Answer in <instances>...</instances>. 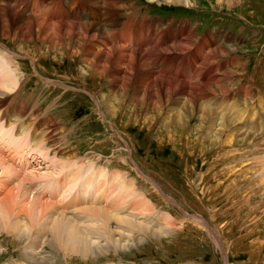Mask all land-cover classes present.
Here are the masks:
<instances>
[{"label": "rangeland", "instance_id": "1", "mask_svg": "<svg viewBox=\"0 0 264 264\" xmlns=\"http://www.w3.org/2000/svg\"><path fill=\"white\" fill-rule=\"evenodd\" d=\"M130 2H132V6L129 8H134L133 17H135V20L145 18L147 23H159L156 31L163 33L161 36L163 40L168 37L164 47L157 50V52H162L159 53V56L170 57L181 54L180 49L176 52H170L171 54L166 53L168 56L164 55V51L170 46L179 47L180 43L188 38L192 44L199 45L204 50V54L200 52V55L203 57L201 60L204 61L207 72L200 78H204L210 72L208 69L216 68L218 64L219 69L216 72L223 76H221V79L224 82H222V89L220 90H223L224 93L218 91L219 98L217 100L212 99L214 96L207 98L212 99L209 101L210 104L208 103V107L211 105V108L206 105L203 106V109H197L194 115L187 116L186 120L189 121V124H187L185 133L182 134L180 129L177 130L179 135H176V140L179 136L181 137L177 140L176 147L173 143V136L176 134L175 128L172 127V130L167 131L166 127L161 125L160 122L151 124L147 120V116L150 117L152 113H155L154 107L151 106L147 109V107H142L141 102L132 101L136 98H130L131 91L139 88V86L145 87L148 82L147 85H149L152 77H150V80L147 77L148 80L146 81V77H143L142 72H138L140 70L138 67L137 72H133V76L130 78V93H125L120 89L119 84L113 83L114 80L110 78L112 74H119V72L112 73L114 70L112 67L108 69L109 72L105 71L101 76L97 73L100 71L98 70L99 67H96L94 72H88L85 65H81L82 60L76 59L77 57L73 55V51L79 47L81 42L84 46H96V42L98 44L102 41L100 38L91 40L90 36L80 38L70 34L67 38L64 35H59L60 39L54 41L51 36L56 32L48 31L35 21L36 23L32 24V30L29 33V28L22 26L18 14L13 13V11L2 14V18H0V57H9L13 61L16 69L13 72L20 73L19 79L22 81V86L19 90L9 88L13 85V81L7 73L9 70L0 61V72L3 70L8 77H6L7 84L4 85L0 81V91L8 93L7 96L0 95V111L9 104V107L13 109V114L20 115L18 111L22 103H25L27 106L26 113L28 114L27 122L31 126L30 135L36 133L37 136H42L51 141V144H56L60 149L58 159L62 158L65 161H70V163L74 162L79 168V172L87 169L88 173L92 172L91 175L85 173L84 180H89L91 176L94 178V183H92L95 184V187H93L94 192L98 191L94 189L98 183L102 185V182H104V186H108L106 188L109 189L112 179L115 180L116 184L118 181L124 182V179L120 178L121 176L126 180L128 179L130 183L132 181L131 191L127 194L123 204L120 205L115 202L114 208L123 211V206L128 201L133 200L132 194L136 191L135 194L141 196H139V199L147 203L151 209L141 211L143 213V216L141 215L142 220L151 222L152 227L158 225L162 228L157 232L159 238L158 236L155 237L154 241L141 235L139 237L141 245L133 251L119 253L111 248L101 258L86 260L82 264H226V259L227 264H264V180L260 181V178L264 179V146L253 144V138H250V142L247 141L249 144L247 142L245 144L244 142H237V135H233L234 138L229 139L228 134H222L221 131V128L223 129V120L221 119L232 114L230 109H236L243 113L245 117L248 115V118L243 120V123L247 122L248 125L246 128L250 132L247 134L248 136H251L253 132H255L256 137L263 136L264 133V0H245L241 5H236L231 9L219 6L217 0H193V5L172 4L168 0H134ZM38 5L39 3L32 2L27 8V12L32 10V13L40 15L42 19H46L45 21H49L53 15L58 16L57 21L61 19L62 15L59 11L52 12L47 9L49 13L51 12L49 15L44 6L40 4L38 7ZM36 6L37 8L34 9ZM163 6L174 7L177 16L178 14L183 15L184 12L187 14L191 11H197L201 14L200 19L204 22L198 23L200 19L196 18L179 22L147 16V10L159 11ZM85 7L84 9L82 6L78 8L85 10L87 8ZM91 7L93 8V5ZM184 9H190L191 11L185 10L183 12ZM43 10H45V13L42 12ZM219 15H223L228 20L226 22L227 27L222 24ZM66 18L69 17L66 16ZM122 18L125 19V14ZM232 21L236 24L243 22L242 24H247L249 28L247 31L244 28L237 31L238 28ZM120 24L133 26L129 25L128 21H121ZM166 24L167 27L163 28ZM41 27L42 30H40ZM139 28H132L131 34L133 37ZM193 29H195L194 33H192ZM211 32L215 33V38L209 35ZM138 38L140 39V37L136 39ZM206 38H212V41L208 40L209 43H207L204 41L207 40ZM222 38L225 39L222 40ZM169 39L171 43H169ZM153 40L157 42L156 35H154ZM201 40L203 41L200 44ZM218 45L221 46V51L217 48L219 52L214 53L215 51L212 49ZM145 50L146 48L143 49V51ZM195 50L196 48L193 52ZM139 63L140 61L137 65ZM155 68L159 69L158 67ZM174 70L168 68L169 72H173V76L175 75L181 80H190L197 76V73L191 68L190 70L185 69L184 72ZM185 76L186 78H184ZM141 77L144 79L142 83H139ZM115 80H119L118 77ZM193 82L196 83L197 81L194 80ZM6 87L7 89H5ZM250 88H254L256 93L259 91L256 100H253L250 96L245 97V99L242 95ZM227 91L230 93L228 92L229 94L227 93V96L222 98ZM121 92H123L124 97ZM162 92L165 93L163 90ZM235 93L240 94L239 105L234 98ZM115 96L118 97L115 98ZM103 98H115L114 101L119 98L124 111L127 107L132 110L128 115H124L120 110L121 115L117 117L118 119H112L115 122L112 125L110 123L111 118L109 116L105 117ZM177 98L178 95L175 99ZM121 99L124 101H121ZM117 100L116 104L119 102ZM139 100L143 99L139 98ZM216 103L220 104L219 106L228 105L232 107L227 106L229 111L223 110L222 112L221 108L215 107ZM167 109L169 110V108ZM212 109L216 113V117L212 116ZM75 111L80 112L78 119L74 117ZM84 113L85 115H83ZM221 116L223 117L221 118ZM235 116L237 115L233 116L231 122H235L233 127L236 128L237 118ZM169 119L170 117H167L164 121L169 122ZM199 122L203 123V126ZM204 122L206 123L204 124ZM207 125L209 128L206 127ZM251 127L253 129H250ZM201 131L204 136H210V140L207 141L208 144L206 143V147H209L208 152L206 149L203 152L199 148V138L197 136H200ZM209 131L212 133H208ZM180 132L182 135H180ZM217 134L220 136L218 137ZM214 136L215 138H213ZM220 137L223 138L220 141L222 143H219L216 147L214 146L216 148L214 149L212 143L214 140H219ZM254 141L260 142L258 139ZM246 149L252 151L247 152ZM244 153H251L255 157L254 160L242 162L240 158L234 157ZM55 157L56 160L53 165L57 171L65 165H61V167L59 160ZM232 158L237 162H232ZM54 159L52 158L53 161ZM135 162L145 174L136 168ZM242 165L246 166L242 176L233 179L231 175L236 174ZM216 168L217 170H215ZM73 169L76 168L73 166ZM32 170L34 171L32 173L29 171L27 175L14 174L20 176V178L8 175L11 181L6 177L1 180L12 182L15 187H23L29 198H33L37 194V192L34 193L37 190L49 193V189H55L59 186L57 181L50 184L51 181L46 176L53 170L47 171L45 169L46 172L37 169ZM69 170L71 169H66L67 172H63L57 179L62 183L65 182L68 174H70L68 173ZM77 171L78 169H76ZM220 171L222 172L220 173ZM71 175L83 178L84 171ZM1 180L0 182H2ZM25 181L31 182L30 188L27 187L29 182ZM216 181H221L220 185L215 186ZM20 184H23V186ZM43 184H46V186L41 188ZM88 186L89 182L84 181V187L88 188ZM84 187H80L83 190L82 192H84ZM106 188L103 191L108 192ZM117 193L114 192L113 194ZM79 196H81L80 193L77 197ZM97 196L98 194L95 198ZM55 198L59 200V192L56 193ZM168 198L170 199L168 200ZM112 201H114V198H109L105 207H108ZM77 208L78 211L82 210L81 205ZM74 211L78 214H76L77 218L84 221L83 226L95 230L93 233H107L108 225L103 220V215L96 219L97 216L90 214L91 211ZM91 217H95V219H91ZM114 224L118 226L115 219ZM145 224L147 223L145 222ZM112 229L117 232L114 227ZM6 235L4 233L3 236H0L2 242H0V247L4 251V253H0V264H6L14 260L17 264H31V259L27 258V260L26 256L16 251L17 242L12 238H7ZM60 258V264H77L71 262L68 258L63 261L61 255ZM76 260L78 258L74 259V261ZM42 264L50 263L44 261Z\"/></svg>", "mask_w": 264, "mask_h": 264}, {"label": "bare ground", "instance_id": "2", "mask_svg": "<svg viewBox=\"0 0 264 264\" xmlns=\"http://www.w3.org/2000/svg\"><path fill=\"white\" fill-rule=\"evenodd\" d=\"M128 1L129 0H50L49 1L51 6H56L57 9L62 10L66 13L72 14L71 17H72V19L77 21V24L75 22H73V20L71 21L69 18H66V19H68V22L45 21L46 19L45 20L42 19L39 15H36L34 13L27 14V12H22L18 8H16L15 6H11V4H6L7 5L6 7H0V18H2V14H5L6 12H9V11H13V13L18 14L19 19L22 21V26L29 28L28 29L29 33H31L30 30H32V28H31L33 26L32 24L36 23L35 21H37L40 26H44L45 29H48V31H50V32L53 31V33L54 32L58 33V34L55 33L54 35L51 36L52 40H54V41L55 40L58 41V39H60L59 35H61V36L64 35L67 38V36H69L70 34L76 35L80 38H83V37L85 38V37L90 36L91 40H94L93 38H100L102 41L98 42V44L96 42V46H84L81 44L82 43L81 42L79 44V47L77 49H75V51H73L74 52L73 55L75 57H77L76 59H78L80 61L82 60V64L81 63L80 64L85 65V68L87 69L88 72H91V71L94 72L96 67L101 68V69L98 68V70L104 71V72L101 71V74H100V71L97 72L98 75H100V76L103 75L105 73V71L107 72L108 69H110L111 67L114 69L112 71V73L113 72H119V74H117V73L112 74L110 76V78L114 80L113 83L119 84L118 86L120 87L121 90L125 91V93H130V88H129V86L131 84L130 78L133 76V72H137L138 67L140 69L138 72H142V74L144 75L143 77H146V81L148 80L147 77H149V80H150V77H152L149 85H147L149 83L148 82L145 87L139 86V88H135L134 91H131L132 94H131L130 98L131 99L136 98L135 100H132V101L135 102L137 100V101L141 102L142 103L141 105H143L142 107H147V109L150 108L151 106L154 107L155 113H152L151 115L149 114L150 117L147 116V120L149 122H151V124L160 122L161 125L166 127L167 131H169L172 127L175 128L176 134L173 136V138H174L173 143L175 145L174 144L173 145H174V147H176L177 140L181 137V136H179V138L176 140V135L178 134L177 130L180 129L182 134L185 133V131L187 129V124H189V121L186 120L187 116L190 117V115H194L196 110L197 109L200 110L201 108L203 109V106L207 105V107H208V103L210 104L209 101H211L212 99L217 100V98H219L218 94H217L218 91L224 93L223 90H220V89H222V82H224L221 79L222 75L220 73L218 74L216 72L219 69V64L216 68H214V67H213V69L209 68L208 71H210V72H208L204 76V78H200L201 77L200 73L199 74L197 73V76L190 79V80H186V79L181 80V79H179V77H177L175 75L173 76L172 75L173 72L172 71L169 72L168 68H171V70L172 69L176 70L177 65L178 66L179 65H186L188 68H191L194 70V67H196L199 64L196 67V71L197 72H204V70L202 68H204V69H206V68L204 65V61L201 60L203 57L200 55V52L203 53L204 50H202L199 45L196 46V45L192 44V42L189 41L188 38H186L184 41H182L180 43L179 47L170 46L167 49H165V51H164L165 52L164 55H167L166 53H170V52H174V51L176 52L179 49H180L181 53H183L184 51L190 50L191 48H193V49L196 48V50L193 52V58H192L193 64L181 61L180 59H176L178 54H177V56L173 55L170 57L161 56V55L159 56L160 52H157V50L154 51V49L151 50L152 48H156L158 46V43L155 42L153 39H152V43L148 44V42H146V45L148 44V47L146 48L145 51H143V49H145V48L142 49V45L144 42L142 41V43H141L139 38H138L139 40L136 39L137 37L135 38L136 33L134 34V37L131 34L130 39L122 35L126 31L131 32L132 28H134V26H128L127 24H120V22L123 20L122 17L124 16V14L128 10H130L129 7L132 6V2H130V1H134V0H130L129 2ZM168 1L171 2L172 4L193 5L192 4L193 0H168ZM244 1L245 0H238V1L237 0H217V3L219 4V6H224V7H228L229 9H231L236 5H241ZM88 4L89 5L92 4L93 8L90 9V11H89L90 15H89V18L87 19V18H84V16H83V12L86 9L85 10H83V9H84V6L87 7ZM39 6H40V4L38 5V7ZM79 6L80 7L82 6L83 9H79L78 8ZM36 8H37V6L34 9H36ZM44 11L45 10H43L42 12H44ZM47 11L48 10L46 9V12ZM49 11H48V13H49ZM123 11H124V13H122ZM50 13H49V15H50ZM57 17L58 16L56 15V18ZM82 19H84V20H82ZM57 20H58V18H57ZM84 23H89V24H84ZM35 27L37 28V25ZM40 30H42V27L40 28ZM219 33H218V35H219ZM29 37H31V36H29ZM186 37H187V35H186ZM49 38H50V36H49ZM51 38H50V40H51ZM206 39L207 40H204V41H206L207 43H209V41H212V38H206ZM91 40H90V42H91ZM87 41H89V40H87ZM202 41L203 40L200 41V44L202 43ZM61 42H63V41H61ZM93 44H91V45H93ZM217 48H219L220 49L219 51H221V46L218 45V46H215L214 49H212L215 51L214 53H217V51H218ZM65 55H67V54H65ZM138 61H140L139 65H137ZM207 64H210V63H207ZM118 66H120V67H118ZM155 67H158L159 69H156ZM178 69H180V68H178ZM165 70L168 72H166ZM2 71L3 70H1V72H0L3 76V77L1 76V83H3L5 85V84H7L6 77H7L8 72L5 73L4 71L3 72ZM205 72H207V71H205ZM117 77L119 80H115V78H117ZM84 78H86V77H84ZM184 78H186V76ZM143 79L144 78L141 77L139 83H142ZM194 80L197 81L196 83H198V84L194 83L193 82ZM8 81H10V80H8ZM82 81H83V79H82ZM143 84H145V83H143ZM7 87L5 89H7ZM112 90H114V89H112ZM162 90L165 93H163ZM228 92L229 91L225 92L226 95L224 94L222 96V98L226 97ZM122 93L123 92H121V95H122ZM175 94L178 95L177 99H175L176 98ZM124 95L126 96V94H124ZM111 96H112V94H111ZM210 96H214V98L207 99ZM116 97H118V96H115V98ZM139 98L140 99L142 98L143 100H139ZM246 98H247V96H246ZM114 99L103 98V101L105 102V103H103L104 113L106 114L105 117L109 116L111 118V121H112V119L115 120L118 116L121 115V113L119 112L120 110L124 113V115H128V113L132 110V109L129 110L130 107H127L124 111V108H122L123 104H120L119 98H118L119 102L117 104H116L117 99L115 101H114ZM123 99H121V101H124ZM176 104H179V105H176ZM194 104H196V106H194ZM173 105H175L176 107L175 106L173 107ZM219 105L216 103L215 107L218 106V108H221L222 112H223V110L229 111V108L232 107V106H228V105H225V106H219ZM170 106H172V107H170ZM227 106L229 108H227ZM209 107L211 108V105ZM167 108H169V110ZM180 109H181V111H180ZM244 109H246V108H244ZM134 110H137V109H134ZM208 111H209V109H208ZM230 112L232 114H229L228 116H224V118H222L223 116H221V118H222L221 120H223L222 121L223 129L221 128L222 134L227 133L228 136L230 137L229 139H231L233 137V135H237V139H236L237 142H244V144L247 141H249L250 138H253V140H252L253 144H257L258 146H264V133H263V136L256 137L255 132H253L251 135L252 137L248 136L247 134L250 132H248L246 129L248 126L247 122L243 123V120L245 119L244 118L245 115H243V113H241L239 110L237 111L236 109H230ZM211 114L213 117H216V115H215L216 113L213 111V109L211 110ZM235 114L237 115V116H235L237 118V121L235 119V121L237 122L236 128L233 127V124L235 122L234 123L231 122L232 118H234L233 116ZM167 117H170L169 122L164 121L165 118H167ZM111 121H110V123L112 125H114L115 122L114 121L111 122ZM205 123L206 122H204V124ZM200 124H202V126H203V123H200ZM208 125L206 126L207 128H209ZM222 126H220V127H222ZM164 127H163V129H164ZM197 127H199V126H197ZM213 127H214V125H213ZM210 128H212V126H210ZM201 129L202 128L200 127V130ZM206 129H204V130H206ZM250 129H253V127H251ZM236 130H238V131L236 132ZM211 131H209L208 133H212ZM217 131H218V129H217ZM225 131H228V132H225ZM181 132H180V135H182ZM201 134H202V137H201ZM219 134H221V133H219ZM171 136H170V138H171ZM219 136L220 135H218V137ZM167 137H169V136H167ZM188 138H189V136H188ZM197 138H199L200 150L201 151L203 150V152H205V149H206V151L208 152L209 147H206V143H207V141L210 140L209 139L210 136H207V135L204 136L203 132L201 131L200 136H197ZM213 138H215V136ZM222 139L223 138L220 137L219 140H214L212 143V145H213L212 147L214 149H216L215 148L216 145H218L219 143L221 144L222 142H220V141ZM255 139L260 140V142L257 141L259 144L256 141H254ZM165 140H167V139H165ZM180 140H179V142H180ZM234 143H236V142H234ZM234 143H233V145H234ZM203 144H204V147H203ZM239 145H241V144H239ZM186 146H188V145L186 144ZM228 147H231V146H228ZM242 149H243V147H242ZM244 150H242V151H244ZM226 151H227V149H226ZM246 151L251 152L252 150L250 151V150L246 149ZM250 156L253 157V155L251 153H246V154L244 153L243 155L241 154V155H237L234 157H238V159L240 158L242 160V162H247V161L254 160V158H255V157H253V159H252V157H250ZM53 159H54V157H53ZM60 159H62V158H60ZM132 161L134 162L133 159H132ZM231 161L235 162L236 160L233 159ZM228 165L230 166V164H228ZM133 166H134V164H133ZM136 168L138 170H140L141 173H144L139 168L137 163H136ZM245 168H246V166L242 165V167L238 170V172L236 174L231 175L233 177V179H235L237 176L241 177ZM66 169H71L68 171V173H70V174H68L67 180L62 183V181L58 180L57 177L62 175L63 172H67ZM215 170H217V168ZM33 171L34 170H30V173H32ZM47 171H49V170H47ZM222 171H220V173ZM44 172H46V171H44ZM80 172H79V168H78V171L76 172V169L74 170L73 166H71V165H65L64 167L60 168L57 171L54 169L53 171L49 172V174H47L46 176L51 181L50 184H53L54 182L57 181L59 183L58 184L59 186L56 187L55 189H49V193H43V192H41V190H40V192L37 190L36 191L37 194L34 195L33 198H29L23 187H15L14 185H12V182H9L7 180H5V181L1 180V179H4V177L8 178V175L12 176L15 173H17V174H21V173L16 171L0 155V180L2 181V182H0V236H3L5 233V235L7 234L6 235L7 238H12L13 240H15L17 242V245H16L17 250L16 251H18V253H21L22 255L26 256V259L27 258L31 259V261H30L31 264H42V262H44V261H47L50 264H60L61 263L60 255L63 257V261H64V259L68 258L69 260H71V262H74L77 264H82V262L86 261V260L88 261V260H93L95 258H101L102 255L105 254L106 252H108L111 248L114 249L115 251H118L119 253L124 252V251L126 252L129 250L133 251V250L137 249V247H139V245H141V242L139 239V237L141 235H142V237L145 236V237L149 238L150 240L152 239L154 241V238L158 236L157 232H159V230L162 229V228L158 227V225H156V227H152L153 224L151 222H148L146 220H142L143 219V217H142L143 213L141 211L144 212V211H148L151 209L148 207L147 203H145L143 200L139 199L140 195H136L135 192L132 194L133 200L128 201L126 206H123L125 208V209L122 208L123 211L114 208L115 202H118L120 205H121V203L123 204V201L126 199L127 194L131 191L130 187L132 186V181L130 183L128 181V179L126 180L124 177L121 176L120 178H123L124 182L118 181V183L116 184L115 180L112 179V181L109 185V189L106 188L108 186H104V182H102V185L98 183L96 185V188H94V189L98 190L97 192L99 194L95 198V196L97 195V194H95L96 191L94 192V190H93L90 193V192H88V188L84 187V181L89 182V185L94 183V178L92 176L89 178V180H87V179L84 180V178H82V177L77 178L74 175H71V174H74V173L77 174ZM14 176H17V175H14ZM213 176H217V175H213ZM115 177L117 178L118 176L116 175ZM17 178H20V176H17ZM109 178H108V180H109ZM8 179L10 180V178H8ZM49 180H48V182H49ZM263 180L264 179L260 178V181H263ZM218 182H219V184H217ZM220 182L221 181H216L215 186L220 185ZM20 185L23 186V184H20ZM85 185H86V183H85ZM16 186H19V185H16ZM45 186H46V184H43V186L41 188H43ZM80 187H84V192H82L83 190ZM104 188H106L108 190V192L103 191ZM158 188L163 192V190L161 189V187L159 185H158ZM67 189H68V191H67ZM74 190L76 192H73ZM113 190H114V192H118V193L113 194L114 193V192H112ZM27 192H29V191H27ZM57 192H59V194H60L59 200H56V198H55V195ZM79 193L81 196L77 197V195ZM112 197L114 198V201H112L108 207H105L108 204V199L112 198ZM169 199L170 198H168V200ZM41 200H43V201H41ZM80 205H81L82 210L78 211L77 207ZM73 209L77 210V212H83L85 210L91 211L90 214H95L97 216L96 219H98L99 217H101V215H103L104 216L103 220L108 225L107 233L106 234H104V232H102V234H101V232L93 233V232H95V230L93 228H87L86 226H83L84 221H80L77 218L78 214ZM81 215H83V214H81ZM254 218H256V217H254ZM91 219H95V217H91ZM114 219L118 222V226H115ZM145 222L147 224H145ZM112 226L114 227V229L117 232H115L112 229L113 228ZM154 228H157V229H154ZM158 238H159V236H158ZM0 250H1V247H0ZM0 253H4V251L1 250ZM75 258H78V260L74 261ZM11 262L9 261L6 264H17L15 262V260L11 261Z\"/></svg>", "mask_w": 264, "mask_h": 264}, {"label": "water", "instance_id": "3", "mask_svg": "<svg viewBox=\"0 0 264 264\" xmlns=\"http://www.w3.org/2000/svg\"><path fill=\"white\" fill-rule=\"evenodd\" d=\"M226 264H227V259H226Z\"/></svg>", "mask_w": 264, "mask_h": 264}]
</instances>
